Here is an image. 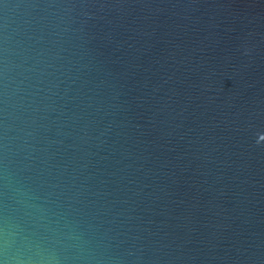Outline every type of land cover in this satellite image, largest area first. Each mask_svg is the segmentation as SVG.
Wrapping results in <instances>:
<instances>
[{
    "label": "water",
    "instance_id": "obj_1",
    "mask_svg": "<svg viewBox=\"0 0 264 264\" xmlns=\"http://www.w3.org/2000/svg\"><path fill=\"white\" fill-rule=\"evenodd\" d=\"M60 264H264V0H0V220Z\"/></svg>",
    "mask_w": 264,
    "mask_h": 264
},
{
    "label": "clouds",
    "instance_id": "obj_2",
    "mask_svg": "<svg viewBox=\"0 0 264 264\" xmlns=\"http://www.w3.org/2000/svg\"><path fill=\"white\" fill-rule=\"evenodd\" d=\"M41 227L28 229L16 220H0V264H60L55 235Z\"/></svg>",
    "mask_w": 264,
    "mask_h": 264
}]
</instances>
